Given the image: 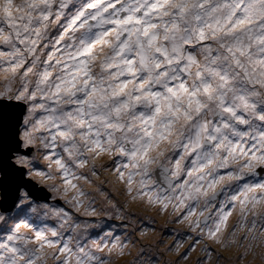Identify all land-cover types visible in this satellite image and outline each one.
<instances>
[{
    "label": "snow or ice",
    "instance_id": "obj_1",
    "mask_svg": "<svg viewBox=\"0 0 264 264\" xmlns=\"http://www.w3.org/2000/svg\"><path fill=\"white\" fill-rule=\"evenodd\" d=\"M0 233V264H264V0H0Z\"/></svg>",
    "mask_w": 264,
    "mask_h": 264
},
{
    "label": "rangeland",
    "instance_id": "obj_2",
    "mask_svg": "<svg viewBox=\"0 0 264 264\" xmlns=\"http://www.w3.org/2000/svg\"><path fill=\"white\" fill-rule=\"evenodd\" d=\"M235 219V217L231 218ZM175 217L172 218V222L166 223L164 217H156V220L154 223L148 224L147 221H145V224H147L149 227L157 229V231L162 236H170L174 237L176 240H182L185 239L186 236L190 233H188L187 226L186 225H179L175 222ZM231 222V221H230ZM109 224L116 225L117 232L121 230V222L120 221H108ZM0 235H3L0 233ZM169 243H172V241H169ZM187 247V245L185 246ZM183 251V249H182ZM195 256V253L193 254Z\"/></svg>",
    "mask_w": 264,
    "mask_h": 264
},
{
    "label": "water",
    "instance_id": "obj_3",
    "mask_svg": "<svg viewBox=\"0 0 264 264\" xmlns=\"http://www.w3.org/2000/svg\"><path fill=\"white\" fill-rule=\"evenodd\" d=\"M49 198H50V194H49Z\"/></svg>",
    "mask_w": 264,
    "mask_h": 264
},
{
    "label": "flooded vegetation",
    "instance_id": "obj_4",
    "mask_svg": "<svg viewBox=\"0 0 264 264\" xmlns=\"http://www.w3.org/2000/svg\"><path fill=\"white\" fill-rule=\"evenodd\" d=\"M63 202H61V204H62Z\"/></svg>",
    "mask_w": 264,
    "mask_h": 264
}]
</instances>
